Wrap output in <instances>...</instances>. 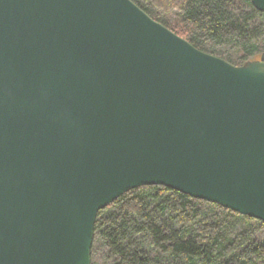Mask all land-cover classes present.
<instances>
[{
  "label": "water",
  "instance_id": "water-1",
  "mask_svg": "<svg viewBox=\"0 0 264 264\" xmlns=\"http://www.w3.org/2000/svg\"><path fill=\"white\" fill-rule=\"evenodd\" d=\"M152 184L264 222V51L133 0H0V264H91L99 210Z\"/></svg>",
  "mask_w": 264,
  "mask_h": 264
},
{
  "label": "trees",
  "instance_id": "trees-1",
  "mask_svg": "<svg viewBox=\"0 0 264 264\" xmlns=\"http://www.w3.org/2000/svg\"><path fill=\"white\" fill-rule=\"evenodd\" d=\"M133 1L233 64L264 51V11L251 0ZM91 264H264V222L165 185H143L99 210Z\"/></svg>",
  "mask_w": 264,
  "mask_h": 264
},
{
  "label": "rangeland",
  "instance_id": "rangeland-1",
  "mask_svg": "<svg viewBox=\"0 0 264 264\" xmlns=\"http://www.w3.org/2000/svg\"><path fill=\"white\" fill-rule=\"evenodd\" d=\"M259 57H260V55H259ZM259 57H258V58H259ZM256 59H257V58H256Z\"/></svg>",
  "mask_w": 264,
  "mask_h": 264
}]
</instances>
